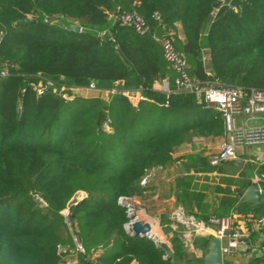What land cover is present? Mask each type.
Here are the masks:
<instances>
[{
	"label": "trees",
	"instance_id": "trees-1",
	"mask_svg": "<svg viewBox=\"0 0 264 264\" xmlns=\"http://www.w3.org/2000/svg\"><path fill=\"white\" fill-rule=\"evenodd\" d=\"M217 1L0 0V264L188 262L179 234L173 251L130 235L118 200L145 192L142 179L170 164L182 143L224 133L221 114L194 94L153 89L174 75L153 33L173 39L193 77L264 89V0H223L218 9ZM118 7L138 11L152 34L116 21ZM91 82L118 91L108 99L73 93ZM140 85L147 99L135 104L124 92ZM80 191L88 196L71 207V227L62 211ZM228 196L216 216L231 215L237 199ZM235 209L262 216L264 201Z\"/></svg>",
	"mask_w": 264,
	"mask_h": 264
},
{
	"label": "crops",
	"instance_id": "crops-1",
	"mask_svg": "<svg viewBox=\"0 0 264 264\" xmlns=\"http://www.w3.org/2000/svg\"><path fill=\"white\" fill-rule=\"evenodd\" d=\"M177 35L180 39L185 40L184 29L180 23L177 25ZM205 64L209 68L207 53ZM173 74L171 77L166 76L164 78L169 79V89L175 93L177 88L174 81L176 73ZM208 75H211L210 72ZM162 79L153 83V89L169 97L161 91L163 90L160 83ZM143 90L144 87L140 85L139 88L131 91L133 94L143 95ZM73 93L84 97L101 96L105 99H108L110 95L109 91L93 90L87 87L78 88ZM139 102V100L136 101L137 104ZM237 124L251 127L264 125V114L253 117L245 114L239 115L237 116ZM223 138L224 133L219 136H195L192 140L182 143L172 153L170 164L159 166L151 171L149 173L150 182L147 184L144 199L138 203L141 209L139 221L149 223L151 231L164 242H157L153 237L149 238H152L157 244L167 245L173 251L172 241L175 234H179L183 240L182 228L177 229L171 219V212L175 206L181 205L189 214L198 219H206L221 211L223 202L227 200L228 195L229 200H232L231 196H235L237 201L233 205L230 216L236 215L238 222L242 221L241 225H244V228L247 227L245 224L248 225L249 236L246 245H239L232 254L224 255V264H264V249L262 247L264 230L259 231L253 228L248 217L253 213L245 216L235 212L236 205L241 202L260 204L264 201V186L262 185L264 182V144L239 146L236 159L213 166L210 163V157L218 150ZM237 163L241 164L238 165ZM250 183L258 185L261 189L262 201L242 200L239 193H245L249 189ZM124 227L127 231L125 225ZM130 235L135 234L130 233ZM214 237H216L214 232L208 230L205 235L193 236L192 249L183 244L188 260L184 264H204L209 244ZM221 243L227 245L228 240L225 238L221 240ZM137 263L138 261L135 259L131 264ZM66 264L79 263L77 258L69 257Z\"/></svg>",
	"mask_w": 264,
	"mask_h": 264
},
{
	"label": "built area",
	"instance_id": "built-area-1",
	"mask_svg": "<svg viewBox=\"0 0 264 264\" xmlns=\"http://www.w3.org/2000/svg\"><path fill=\"white\" fill-rule=\"evenodd\" d=\"M140 4L139 1H135L134 5ZM118 11L111 15L116 21H119L123 25H128L133 30L141 35L146 36L152 34L151 25L147 22L143 15L138 11H124L121 7H118ZM154 17L159 19L160 16L156 12ZM106 31L100 32L99 37L105 36ZM152 37L159 42L165 60L169 63L170 67L176 73L174 79L176 83L175 93H191L194 94L198 101L204 103L208 108H213L218 111L223 119L224 123V138L216 152L210 157V163L213 166H217L225 161L234 160L237 157V148L243 145H261L264 144V125L261 126H242L237 124V116L245 114L248 116H257L264 114V89L250 88L244 89L240 86L224 84L219 80L214 79H197L190 74V64L186 56L180 54L171 37H158L156 34H152ZM3 76L9 74V70H3L1 72ZM163 86V92L170 95L173 91L169 89V79L164 78L161 80ZM45 85L41 82L38 87V93L43 94L45 92ZM93 90H100L94 82H91L87 87ZM118 89L113 88L109 93H117ZM126 95L130 97L132 101H141L145 99L143 95L133 94L132 91H125ZM63 97L72 98L67 93L63 94ZM137 104V103H136ZM168 105V103H166ZM87 194L83 191L77 193L75 198L70 204L62 211L69 226L72 227L70 221L71 207L77 205L81 200L86 198ZM39 202L43 205H47L42 199L37 197ZM119 203L126 207V212L129 217V221L125 224L126 229L130 233H134L132 226L133 223L140 220L138 211L134 207L132 199L128 196H121L118 200ZM249 221L254 229L264 230V215L254 216L250 214ZM236 215L232 216H216L212 215L206 219H198L192 214H189L183 207L179 206L171 212V219L174 226L183 230V244L192 249L193 248V236L205 235L208 230H212L214 235L220 240L225 238L228 240L227 245H222L223 255L232 254L239 245H246L247 238L249 236V228H244L241 222H238ZM186 229L193 231L192 236H189ZM151 230L142 236L153 237L157 242H164L162 239L156 237L155 234L150 233ZM77 250L81 253H85L86 249L77 235H74ZM264 249V244H263Z\"/></svg>",
	"mask_w": 264,
	"mask_h": 264
},
{
	"label": "water",
	"instance_id": "water-1",
	"mask_svg": "<svg viewBox=\"0 0 264 264\" xmlns=\"http://www.w3.org/2000/svg\"><path fill=\"white\" fill-rule=\"evenodd\" d=\"M222 5V1L219 0L215 4V8H220ZM71 28L80 31L81 26L78 24H72ZM238 165L241 163H237ZM249 189L245 191V193L240 194L242 200H249L253 202L262 201V192L258 185L249 184ZM132 229L135 235L145 234L151 230V225L147 222L136 221L133 223ZM189 264V263H187ZM204 264H224V255L222 250V243L218 237H214L209 244L208 252L204 258Z\"/></svg>",
	"mask_w": 264,
	"mask_h": 264
},
{
	"label": "rangeland",
	"instance_id": "rangeland-1",
	"mask_svg": "<svg viewBox=\"0 0 264 264\" xmlns=\"http://www.w3.org/2000/svg\"><path fill=\"white\" fill-rule=\"evenodd\" d=\"M222 1V3H223V0H221ZM153 171V170H152ZM151 173V172H150ZM149 179H150V175L148 174L146 177H144L143 179H142V181H141V185H143V186H145V187H147V184L150 182L149 181ZM81 192V191H80ZM83 192V191H82ZM85 192V191H84ZM79 193V192H78ZM86 194H87V196H88V193L87 192H85ZM144 195H145V192L143 191L142 193H141V195L139 196L138 195V198H136V199H132V202L134 203L133 205H134V207L136 208V210L138 211V215H139V217H140V214H139V212L141 211V209L139 208V206H138V203H140V201H142L143 199H144ZM86 196V197H87ZM179 206H181V205H177V206H175V209L176 208H178ZM182 207V206H181ZM174 210V209H173ZM186 232L188 233V235L189 236H192V234H193V231L192 230H190V229H186Z\"/></svg>",
	"mask_w": 264,
	"mask_h": 264
},
{
	"label": "bare ground",
	"instance_id": "bare-ground-1",
	"mask_svg": "<svg viewBox=\"0 0 264 264\" xmlns=\"http://www.w3.org/2000/svg\"><path fill=\"white\" fill-rule=\"evenodd\" d=\"M155 230V229H154ZM150 233H152V234H154L153 232H150ZM164 241V240H163Z\"/></svg>",
	"mask_w": 264,
	"mask_h": 264
}]
</instances>
